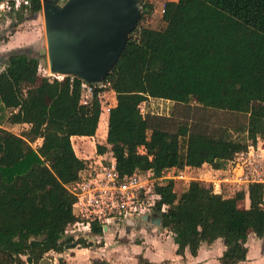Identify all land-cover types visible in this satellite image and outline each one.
I'll return each instance as SVG.
<instances>
[{
    "label": "trees",
    "instance_id": "obj_1",
    "mask_svg": "<svg viewBox=\"0 0 264 264\" xmlns=\"http://www.w3.org/2000/svg\"><path fill=\"white\" fill-rule=\"evenodd\" d=\"M6 1L12 0H0ZM28 1V8L16 11L20 20L27 10L37 14L42 9L41 0ZM163 21L160 30L138 26L130 34L103 87L93 85L86 104L79 78L40 74V53L7 56L0 71V125L27 129L19 135L0 128V264H40L71 241L65 239L76 221L71 188L89 163L77 156L72 138L96 135L100 94L108 90L117 104L97 153L110 147L122 175L151 171L161 178L173 168L205 164L225 170L264 141V0L168 1ZM151 99L196 102L245 121L234 126L202 119L175 122L146 112ZM153 190L159 200L152 213L173 234L179 255L189 249L197 256L204 243L222 239L226 250L220 263L240 264L247 260L249 236L264 237L262 182H251L232 196L198 180L181 193L173 179L156 181ZM247 195L250 206L241 207ZM93 232L103 235L96 226ZM55 264L68 263L60 258ZM139 264L150 263L140 257Z\"/></svg>",
    "mask_w": 264,
    "mask_h": 264
},
{
    "label": "crops",
    "instance_id": "obj_2",
    "mask_svg": "<svg viewBox=\"0 0 264 264\" xmlns=\"http://www.w3.org/2000/svg\"><path fill=\"white\" fill-rule=\"evenodd\" d=\"M26 36L19 38V41L16 39L17 35H14L11 37V39H8L3 45H1L0 50H2V52L0 54H7L13 50L19 51L24 47V45H28L27 42L22 41H27ZM41 44H43V41ZM116 104L117 102L115 96L114 102L109 106V108L112 109L116 106ZM144 106L145 105H141V107ZM102 107L105 106L102 105ZM103 114L108 115V118L105 119V123L101 122L104 119L102 117ZM109 115L110 113H105L102 111L101 121L95 136H76L72 138L73 148L79 158L91 159L95 157L98 154L97 145L105 144L109 128ZM100 139H102V141H100ZM248 154L252 156L255 155V159L260 161V163L263 161L262 164L264 168V147L261 145V142L257 147H251L248 152L240 154L238 157L243 161L245 158L244 156L247 157ZM243 163L246 165L245 161ZM234 164V162L232 165L228 164L225 170H215L207 164L201 168H185L184 170H177L173 168L166 172L161 177V180L163 181L173 179L175 181V191L177 193L179 188L182 190L181 192H183L188 187L189 183L194 180L205 182L212 181L215 183V191L217 193H227L225 194L226 196H232L234 192L240 189H247L251 182L257 181L264 183L263 178L255 180L249 179L245 175V166H242V164H238L239 166H234ZM190 170L198 174L200 177L192 181H186L185 179L188 175V171ZM240 172L241 175H239ZM220 174L226 175L224 178H219ZM240 206L244 208H248L250 206L248 195L245 200L240 202ZM148 216H150V220L148 221L144 220L145 216L137 217L140 219V223H138V225L136 218H134L132 220V224H128L126 228L121 227L119 230L115 228L104 230L101 227H97L103 231V235H95L94 232L91 233V242L81 241L72 244L71 242H73L74 238L70 237L68 238L71 239V241L68 242L70 244H67L65 250L62 253L50 252L45 256V258L50 259L53 264H55L56 261H59L60 258H63L68 264H92L97 260L106 261L108 264H139L140 257H143L150 264H221L219 259L226 250L222 239H218L212 244L204 243L200 247L197 256H193L189 249L185 250L184 255H179L177 253L178 246L174 241L173 234L168 230H163L161 228V224L156 225V223L151 221L152 219H156L155 213H151ZM147 224H155L160 230H162L161 235L168 234V236H166V238L151 237L141 244L138 243L134 239V237L137 236V232H134L133 227L137 226L139 231L138 234H142V236L146 238V233L149 229V227H146ZM117 236L119 237L116 238ZM250 236L247 243L248 248ZM256 250L258 251V249ZM51 254H54L55 260L48 257ZM256 254L257 253H255L254 250L249 249L247 260L241 262L240 264H248L251 262H257L259 264L260 261L264 260V254L262 257L260 256L255 258Z\"/></svg>",
    "mask_w": 264,
    "mask_h": 264
},
{
    "label": "water",
    "instance_id": "obj_3",
    "mask_svg": "<svg viewBox=\"0 0 264 264\" xmlns=\"http://www.w3.org/2000/svg\"><path fill=\"white\" fill-rule=\"evenodd\" d=\"M139 0L43 1L46 47L41 51L51 75L105 81L121 58L142 12ZM152 219L156 225L161 218ZM144 220H150L145 216ZM40 264H53L44 258Z\"/></svg>",
    "mask_w": 264,
    "mask_h": 264
},
{
    "label": "built area",
    "instance_id": "obj_4",
    "mask_svg": "<svg viewBox=\"0 0 264 264\" xmlns=\"http://www.w3.org/2000/svg\"><path fill=\"white\" fill-rule=\"evenodd\" d=\"M29 5L28 0L0 2V13L20 11ZM93 85L97 84H82L84 104L93 95ZM102 111L110 113L111 108L102 107ZM244 157L246 177L251 180L260 179V161L255 159V155ZM154 181L162 180L151 171L122 175L110 147L104 153H98L89 159L87 167L80 172L78 181L71 188L76 197L73 205L76 221L66 230V238L73 237L72 244L91 242L95 226L104 230L126 228L134 218L151 214L159 200L153 190Z\"/></svg>",
    "mask_w": 264,
    "mask_h": 264
},
{
    "label": "rangeland",
    "instance_id": "obj_5",
    "mask_svg": "<svg viewBox=\"0 0 264 264\" xmlns=\"http://www.w3.org/2000/svg\"><path fill=\"white\" fill-rule=\"evenodd\" d=\"M42 1V9L37 14H33L30 11H26L24 13V17L22 20L19 19V15L16 13V11L11 12H1L0 14V49L1 45H3L8 39H11L14 35H17L16 39L19 41V38L22 36L27 37V41L22 40L23 42H27L28 45H24L23 48H21L19 51H25L30 54H38L43 51L46 47V30H45V18H44V11H43V1H51V0H41ZM168 1H176V0H139L138 2V8L142 12L141 20L138 24V26L143 27H150L156 30H160L165 27V22L163 21V14H164V8L165 4ZM151 5L152 8H145V5ZM1 11V10H0ZM21 11V10H20ZM4 13V14H3ZM3 14V15H2ZM21 34H19V33ZM36 41V42H34ZM43 41V44L41 42ZM32 43V44H30ZM37 47V48H36ZM18 50H13L11 52H16ZM2 50H0V53ZM11 52H8L7 54H0V71L4 69L3 62L6 61L7 56L11 54ZM41 66H40V74L42 76H52V77H58L51 75L48 67V61L47 57L45 55H41ZM60 80H63L65 76H59ZM103 83H99V87H103ZM102 105L105 107H109L115 99V95L113 91L108 90L104 93H102L101 96ZM150 113L156 114V115H163L167 117H171V120L175 122H191L195 120H203L211 122V124H228V125H236L240 122H244L245 119L238 115L228 114L221 111H216L212 109H205L202 106L198 105L196 102H192L190 104H176L171 101H165V100H158V99H151L148 103V110ZM138 115L139 117H143L145 115L144 107H141L138 109ZM104 119L101 121L102 123H105V119L108 118L107 114H103L102 116ZM109 121H110V115H109ZM109 123V122H108ZM0 128H4L7 130H10L16 134H22L27 129L26 125H11L7 122H5L2 126L0 125ZM101 135V134H100ZM102 141V139H100ZM41 141H37L34 143V147H37ZM261 145L264 147V141H261ZM262 160V158H261ZM234 166H239L238 164L244 165V161H242L239 157H237L234 161ZM232 162V163H233ZM232 163H229L232 165ZM263 161H261V178L264 179V168H263ZM226 174H220L219 178H224ZM241 175V172L240 174ZM200 177L198 174L193 172L192 170L188 171V175L186 177V181H192L196 178ZM156 181H154L155 183ZM212 183L215 186V183L212 181L208 182ZM178 193H180L182 190L179 188ZM137 225L140 223V219L136 218ZM146 227H149L147 230V237H143L142 234H138L137 226L133 227L134 232H137V236L134 237V239L138 243H143L147 239H150L151 237H160V238H166L168 234L161 235L162 230H160L155 224H150ZM121 228H118L119 230ZM125 235V234H122ZM117 236L116 238H118ZM76 248V247H74ZM249 249L254 250L255 258L262 257L264 254V237L258 238L254 234H251L250 240H249ZM258 249V251L256 250ZM49 258H54V254H51L48 256ZM24 259H27L24 257ZM57 262V261H56ZM258 264L257 262H251L248 264ZM259 264H264V260L260 261Z\"/></svg>",
    "mask_w": 264,
    "mask_h": 264
},
{
    "label": "flooded vegetation",
    "instance_id": "obj_6",
    "mask_svg": "<svg viewBox=\"0 0 264 264\" xmlns=\"http://www.w3.org/2000/svg\"><path fill=\"white\" fill-rule=\"evenodd\" d=\"M52 1V0H51ZM51 1H49V3H51Z\"/></svg>",
    "mask_w": 264,
    "mask_h": 264
}]
</instances>
